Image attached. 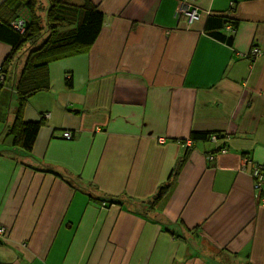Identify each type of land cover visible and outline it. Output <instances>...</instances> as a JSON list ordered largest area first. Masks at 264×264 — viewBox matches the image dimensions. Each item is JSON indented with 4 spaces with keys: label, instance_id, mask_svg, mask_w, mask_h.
Returning a JSON list of instances; mask_svg holds the SVG:
<instances>
[{
    "label": "crops",
    "instance_id": "1",
    "mask_svg": "<svg viewBox=\"0 0 264 264\" xmlns=\"http://www.w3.org/2000/svg\"><path fill=\"white\" fill-rule=\"evenodd\" d=\"M90 1L98 38L51 63L25 107L44 123L30 155L7 135L17 99L0 84V264H264V0H194L190 25L183 0ZM210 15L238 20L232 45L207 33ZM10 51L0 42V67Z\"/></svg>",
    "mask_w": 264,
    "mask_h": 264
},
{
    "label": "trees",
    "instance_id": "2",
    "mask_svg": "<svg viewBox=\"0 0 264 264\" xmlns=\"http://www.w3.org/2000/svg\"><path fill=\"white\" fill-rule=\"evenodd\" d=\"M47 1L46 5L44 0H4L0 5V42L11 48L0 67V84L6 82L17 99L15 119L7 135L13 137V148L24 155L31 154L44 123L42 120L27 122L23 114L30 98L50 90L49 65L85 52L96 41L105 22L103 13L90 0ZM238 23V20L229 15H210L206 30L213 38L232 45ZM228 27L232 30H228ZM226 28L228 32H232L229 33L231 36L225 32ZM67 85L72 86L71 78L67 80ZM213 136L218 140L225 138L222 133L194 132L191 135L192 143L208 142ZM190 149L187 148V154ZM223 149L224 146H221L209 157L215 158L216 153ZM2 154L0 151V156ZM186 157L187 155L178 161L169 182L172 183L177 178ZM261 172L264 173L263 170ZM253 179L256 184V179ZM79 182L78 179L69 181L71 185H78ZM171 183L162 185L160 192L147 203L150 209H156L161 203L170 190ZM93 190L89 188L90 197L97 203L123 202L120 198L93 197Z\"/></svg>",
    "mask_w": 264,
    "mask_h": 264
},
{
    "label": "built area",
    "instance_id": "3",
    "mask_svg": "<svg viewBox=\"0 0 264 264\" xmlns=\"http://www.w3.org/2000/svg\"><path fill=\"white\" fill-rule=\"evenodd\" d=\"M194 0H183V3L178 11L179 17L181 16H186L187 21L190 24L194 23L195 21H197L200 18V15L196 9V7H194L193 5ZM228 30H232L230 27H228ZM261 54L260 51H258L257 49L253 50V55L254 56H259ZM0 78H1V72H0ZM63 137L67 140H71L73 139V135L70 132H65L63 133ZM211 140L213 141H217L218 139L216 138V136H213L211 138ZM188 145L191 144V142H187ZM221 152H225V150L223 149ZM210 160L213 159V156L209 157ZM263 170V167L261 166H256L253 169L252 175L253 177L256 179V187L259 188L261 185V181L263 179V174H261ZM5 233V228L2 227L0 225V235H3Z\"/></svg>",
    "mask_w": 264,
    "mask_h": 264
},
{
    "label": "rangeland",
    "instance_id": "4",
    "mask_svg": "<svg viewBox=\"0 0 264 264\" xmlns=\"http://www.w3.org/2000/svg\"><path fill=\"white\" fill-rule=\"evenodd\" d=\"M44 3L47 5L48 4V1L47 0H44ZM0 125H2V124H0ZM1 132H2V130H1V127H0V140L2 139V133Z\"/></svg>",
    "mask_w": 264,
    "mask_h": 264
}]
</instances>
